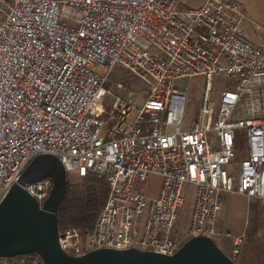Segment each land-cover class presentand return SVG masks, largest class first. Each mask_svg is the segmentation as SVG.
<instances>
[{"label":"built area","instance_id":"2783aa9c","mask_svg":"<svg viewBox=\"0 0 264 264\" xmlns=\"http://www.w3.org/2000/svg\"><path fill=\"white\" fill-rule=\"evenodd\" d=\"M185 2L0 0V203L39 154L109 186L92 228L59 230L70 255L132 247L172 255L191 237L218 234L222 192L264 203V44L248 38L240 1ZM116 68L146 84L141 104L106 90ZM193 75L204 80L202 120L186 128L178 82ZM215 76L224 78L217 107ZM152 175L161 184L150 197L136 183ZM188 184L195 197L183 232ZM52 186L22 184L40 207ZM247 240L234 238L233 260Z\"/></svg>","mask_w":264,"mask_h":264},{"label":"water","instance_id":"95a60500","mask_svg":"<svg viewBox=\"0 0 264 264\" xmlns=\"http://www.w3.org/2000/svg\"><path fill=\"white\" fill-rule=\"evenodd\" d=\"M43 178L53 181L49 196L40 207L22 187ZM67 172L59 157L37 155L25 168L0 203V256L37 254L43 264H238L210 236L186 240L172 255L139 248H100L74 256L58 240V210L67 190Z\"/></svg>","mask_w":264,"mask_h":264},{"label":"rangeland","instance_id":"374dc122","mask_svg":"<svg viewBox=\"0 0 264 264\" xmlns=\"http://www.w3.org/2000/svg\"><path fill=\"white\" fill-rule=\"evenodd\" d=\"M204 0H186L184 7H198L203 3ZM243 4L245 18L242 20V27L246 28L249 34L255 39H264V8L263 4L259 0H238ZM254 39V40H255ZM222 76H215L211 83V100L216 104L217 107L218 100L220 97V92L223 87ZM181 88H186V100H185V126L190 128L194 121L202 120L201 113V100L204 90V80L202 75H193L187 79L178 82ZM106 90H111L112 94L122 95L123 97L132 100L137 104H141L143 100L142 92L146 88V84L127 73L121 68H116L110 76V79L105 84ZM111 94L107 93L105 96V103L107 108L111 105ZM245 144L244 140H241L240 145ZM246 152L240 147L238 150L237 160L241 161L245 158ZM71 177L72 182H77L79 180L78 175L75 173H68ZM161 184V177L159 175H152L148 177L143 182H137L136 185L140 187L148 196H156L159 192ZM186 201L180 210V217L178 220L177 228L185 232L189 222L192 212L193 201L195 197V187L191 184L186 185ZM249 197L245 194H240L238 192H229V194L221 195L222 200V218L225 219L229 217L230 214L234 212L241 216L242 207L248 206ZM247 214V213H246ZM243 217V216H241ZM264 224V218H261ZM251 228L249 232L248 241L242 244L241 256L249 251L250 257L252 258H263L264 257V233L258 236V228L256 226V216L253 213L251 217ZM214 240L218 246L228 255L232 254L230 246H227L225 242L217 235L214 236ZM240 254L236 255V262L238 264H243ZM262 264L264 260L262 259Z\"/></svg>","mask_w":264,"mask_h":264},{"label":"trees","instance_id":"16d2710c","mask_svg":"<svg viewBox=\"0 0 264 264\" xmlns=\"http://www.w3.org/2000/svg\"><path fill=\"white\" fill-rule=\"evenodd\" d=\"M77 182H72L67 174V190L58 210L59 230L69 227L92 228L96 218L105 205L109 186L100 175L90 172L85 176H78ZM255 204L251 205L254 209ZM27 264H35V253L25 254ZM40 264H43L41 262Z\"/></svg>","mask_w":264,"mask_h":264},{"label":"crops","instance_id":"0c3cea01","mask_svg":"<svg viewBox=\"0 0 264 264\" xmlns=\"http://www.w3.org/2000/svg\"><path fill=\"white\" fill-rule=\"evenodd\" d=\"M205 0L203 1V3ZM263 4L264 8V0H259ZM202 3V4H203ZM201 4V5H202ZM200 5V6H201ZM199 7V6H198ZM193 8V7H191ZM244 9V7H243ZM244 29L247 32L248 38L256 45H263L264 39H255L253 36V39H251V35L249 34L248 30L244 27ZM255 39V40H254ZM158 194V193H157ZM227 195L229 192H222L221 195ZM255 204L256 207L254 209L251 208V205ZM242 214L239 217L235 212L233 214H230L229 217L223 219L222 216V209L219 212L218 215V222H217V228H218V236L225 242L227 246H230L232 250V245L234 238L240 234L246 233L249 238V232L251 228V217L253 216V213H255L256 216V226H257V232L259 233L258 236L264 233V224L262 221V217L264 218V203L261 202L258 199L249 198L248 199V206H243L241 210ZM247 213V214H246ZM253 227V226H252ZM216 235V236H217ZM248 241V240H247ZM242 248L238 254L241 256ZM237 254V255H238ZM232 255V254H231ZM229 255V256H231ZM243 264H262L263 258H252L250 257L249 251H246L244 255L241 256ZM236 260V257H235Z\"/></svg>","mask_w":264,"mask_h":264}]
</instances>
